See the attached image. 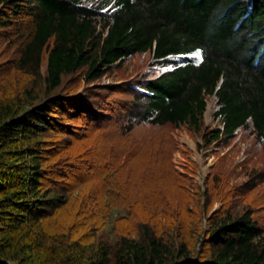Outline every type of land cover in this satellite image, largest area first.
<instances>
[{
  "label": "trees",
  "instance_id": "trees-1",
  "mask_svg": "<svg viewBox=\"0 0 264 264\" xmlns=\"http://www.w3.org/2000/svg\"><path fill=\"white\" fill-rule=\"evenodd\" d=\"M22 18L16 66L37 80L46 55L48 90L82 69L92 82L127 57L150 53L157 72L126 85L127 132L186 125L208 147L248 130L264 145V0H0L2 28ZM21 95L0 98V264H264V230L248 210L214 224L206 258L145 225L112 244L72 246L64 225L47 221L62 200L43 181L60 169L42 164L38 135L67 133L66 120L87 116L99 127L106 111L83 96L38 103L39 93ZM208 96L217 100L221 129L204 130ZM149 152L156 162L163 150ZM251 180L264 181V171Z\"/></svg>",
  "mask_w": 264,
  "mask_h": 264
},
{
  "label": "rangeland",
  "instance_id": "rangeland-1",
  "mask_svg": "<svg viewBox=\"0 0 264 264\" xmlns=\"http://www.w3.org/2000/svg\"><path fill=\"white\" fill-rule=\"evenodd\" d=\"M19 22L0 26V98H23L24 89L39 93L38 103L58 95L83 96L94 103V110L105 109L108 117L99 127L88 116L66 120L69 132L57 128L38 135L42 164L60 169L43 181L49 194L62 200L47 221L63 224L72 246L112 244L120 236L133 237L145 225L176 247L184 244L192 257L206 258L209 232L219 219L248 210L264 230V181L251 180L264 171V145L250 131L237 130L208 147L205 138L186 125H138L127 132L129 110L123 107L132 98L126 85L157 72L150 53L133 54L92 82L82 69L48 90L46 55L37 80L16 66L17 33L27 18ZM218 108L214 96L206 97L204 130L221 129ZM152 147L163 150L156 162L149 156Z\"/></svg>",
  "mask_w": 264,
  "mask_h": 264
}]
</instances>
